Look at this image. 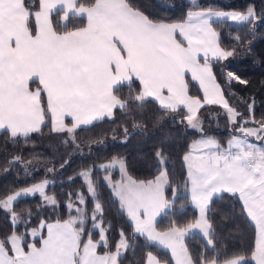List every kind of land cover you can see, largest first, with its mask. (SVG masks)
I'll return each mask as SVG.
<instances>
[{"label":"snow or ice","instance_id":"snow-or-ice-1","mask_svg":"<svg viewBox=\"0 0 264 264\" xmlns=\"http://www.w3.org/2000/svg\"><path fill=\"white\" fill-rule=\"evenodd\" d=\"M57 5L64 11L62 23L72 12L77 16L86 15L87 26L72 31L55 30L50 13ZM33 8L35 4L30 5L26 0H0V130H5L11 138L23 137L26 142L30 134L39 132L46 119H50L53 133L66 134L65 143L68 140L75 143L77 130L113 119L116 108L126 110L128 100L118 97L116 91L124 85L131 88L133 81H138L139 92L128 99L139 105L151 100L165 112H184L179 122H186L201 138L196 141L198 155L183 157L191 200L198 209L194 222L186 226L174 223L163 233L155 229L156 216L171 206L165 197L169 182L166 170L160 171L154 181L147 182H137L126 174L121 180L103 177L118 197L120 208L132 221L134 233L145 235L149 241L170 250L175 264H220L219 257L209 260L203 253L199 259L191 255L185 237L199 230L204 247L215 249L213 224L208 216L211 204L225 194L236 196L241 213L256 230L250 260L264 264V147L248 139L264 143V120L257 122L259 126L255 128L246 127L248 121L236 127L237 117L242 114L225 99L209 59L210 55L217 60L234 55V49L225 50L220 46L213 18L254 22V9L249 7L246 13L214 11L211 7L190 10L184 21L166 23L153 21L126 0H95L89 7L78 5L76 0H39V9L32 11ZM186 73H191L192 80L198 82L202 99L189 95ZM227 79L247 83L231 71L227 72ZM37 82L33 90L30 85ZM207 105L225 109L232 125L230 131L241 134L232 135L227 147H222L204 129L199 112ZM249 112L251 115L253 105H249ZM69 118L71 123L66 124ZM156 156L158 163L166 166L162 150ZM20 159L14 157L13 162ZM116 162L120 163L123 173L124 163L113 158V163ZM110 166L100 167L106 170ZM91 171L85 170L81 175L85 177L88 193L96 197ZM46 184L47 180L0 199V209L8 211L13 224L11 234L0 238V264H118L122 258L120 248L127 247L123 230L119 233L121 239L116 251L99 255L98 246L108 247L105 227L97 218L98 213L102 216V206L95 203L90 217L92 226L87 229L88 239L83 241L89 218L85 209L72 201V194L65 205L69 219L56 223L42 219L39 227L28 234L35 237L39 229L46 228L47 238H42L41 247L30 243L28 250H24L23 234L17 235L15 231L18 213L13 210V202L21 196L39 193L46 205L57 206L55 197L47 196ZM77 198L79 205L86 206L87 200L82 194H77ZM28 216L30 219V212ZM94 232H98V240H93ZM145 264L160 262L149 252ZM222 264H249V261L238 255L225 259Z\"/></svg>","mask_w":264,"mask_h":264},{"label":"trees","instance_id":"trees-1","mask_svg":"<svg viewBox=\"0 0 264 264\" xmlns=\"http://www.w3.org/2000/svg\"><path fill=\"white\" fill-rule=\"evenodd\" d=\"M94 0H76V3L89 5ZM126 2L153 21H179L186 11L197 7L233 8L246 10L252 7L256 14L254 22L231 23L228 20L213 21V27L219 33V44L225 50H233L234 55L226 60L212 59L211 69L226 100L238 113L239 127L245 118L257 121L264 120V0H126ZM28 4H35L38 0H26ZM60 10L51 13V21L55 30L63 32L83 26L85 18L70 14L65 23L59 20ZM34 27V21H33ZM239 37V40L236 38ZM231 71L240 79L247 81L241 84L234 80L229 82L227 72ZM38 83H32L36 88ZM189 91L196 94V86L189 82ZM140 90L137 81H133L131 88L120 86L116 95L127 99L126 110L114 109V118L97 122L91 127H82L75 134V143L67 139L66 134L53 133L50 119H46L41 130L30 134L26 139L11 138L5 130L0 131V199L19 188L47 180L45 192L47 196L55 197L57 206L46 205L40 194L21 196L13 202V210L18 213L15 223L17 235L23 234L22 245L33 241L39 244L40 237L44 235V228L40 236L30 238L29 230L38 227L43 219L51 221H64L69 219V212L65 205L71 199L77 206L85 209L86 231L82 240L88 238L87 229L91 228L90 217L94 211L95 203L102 206V220L106 230L108 247L98 246L97 251H116V244L120 241V231L123 230L127 247L121 253L118 264H145L146 256L151 252L158 260L165 264H173L169 253L148 241L143 235L134 233L132 223L127 214L120 208L119 201L112 189L103 180L104 175L115 180L118 172L115 169H101L99 165L113 158H121L126 173L135 180H148L157 175L162 169L166 170L168 184L165 187L167 199L171 206L166 208L157 218L155 227L159 230L169 228L174 223L183 227L196 218V209L189 203L187 193L188 182L183 157L189 149L190 143L200 135L190 130L187 123H180L179 119L184 112L171 113L159 108L157 103L149 100L139 105L131 99ZM250 100L253 112L244 105ZM46 105V100H45ZM207 135L218 140L220 144L236 133L230 131L226 112L219 105H207L199 112ZM175 117V121L173 120ZM68 122V121H67ZM134 125H136L134 127ZM127 129V133H125ZM162 150L166 166L158 163L156 152ZM19 156V161L13 158ZM67 161V163H66ZM64 165L63 167H61ZM53 169V171H49ZM91 169L90 177L97 190V196H91L87 191L85 177L81 175L85 170ZM71 178V179H70ZM176 194L173 195V190ZM77 194H82L87 204L79 205ZM31 213L29 219L28 213ZM73 211L72 215H75ZM208 216L213 224L212 235L216 247L205 248V241L197 233L185 237L189 253L199 259L203 253L209 260L219 257V261L243 255L248 258L255 244V228L253 224L241 213V205L236 196L224 195L217 197L211 204ZM7 210L0 209V238H4L13 231ZM27 221V223H25ZM93 240L99 239L98 232L93 233Z\"/></svg>","mask_w":264,"mask_h":264},{"label":"rangeland","instance_id":"rangeland-1","mask_svg":"<svg viewBox=\"0 0 264 264\" xmlns=\"http://www.w3.org/2000/svg\"><path fill=\"white\" fill-rule=\"evenodd\" d=\"M192 3H195V2H197V0H190ZM223 1H225V0H223ZM217 8H219V7H217ZM223 9H225V8H223ZM228 10H221V11H226V12H228V11H239V12H242V13H246V11H247V9L246 10H237V9H233V8H227ZM229 22H231V23H235V24H237L236 22H233V21H229ZM193 83V82H192ZM194 84V83H193ZM195 85V84H194ZM196 86V85H195ZM189 87H190V85H189ZM32 89H36V88H32ZM197 89V88H196ZM192 95H193V93H191ZM196 94H198V92L196 93ZM196 94H194V95H196ZM244 105L249 109V105H252V102L250 101V100H245L244 101ZM225 112H226V110L225 109H223ZM244 121H248V123H246L245 124V126L246 127H253V128H255V127H258L259 126V124L257 123V122H260V121H257V120H255V119H253V118H251V117H249V118H245L244 120H242V122L241 123H244ZM232 135H241L240 133H238V132H236V133H234V134H231V136ZM231 136L225 141V143L224 144H221L222 145V147H227V142H228V140L231 138ZM241 138H243L242 136H241ZM249 139V142H252V143H256L258 146H260V147H264V143H262L261 141H257V140H255V138H248ZM190 147V146H189ZM192 149H193V151L192 152H190L189 154L190 155H193V156H195V155H198V152H197V150H196V145H193L192 146ZM116 159H117V161H122V159L121 158H118V157H116ZM184 161V160H183ZM123 162V161H122ZM105 164H107V165H111L110 167H108V169L109 170H112V169H115V170H117V172H118V178H116L115 180H121L122 178H123V176L126 174L127 176H129L127 173H126V170H125V168H124V171H123V173H122V171H121V167H120V163L119 162H116V163H113V159L112 160H110V161H105V162H103V163H101L100 165H99V167L101 166V165H105ZM184 165H185V168H186V179H187V171H188V169H187V167H186V164H185V162H184ZM162 170H164V169H162ZM161 170V171H162ZM160 174V173H159ZM158 174V175H159ZM107 176H109V174H106ZM106 175H104V176H106ZM157 175V176H158ZM156 176V177H157ZM155 177V178H156ZM132 178V177H131ZM155 178L153 179V181L155 180ZM133 179V178H132ZM135 180V179H134ZM42 181H45V180H41V181H38V182H36V183H33V184H31V185H28V186H26V187H22V188H19V189H17L16 191H14V192H12V193H10V194H15L17 191H21L22 189H24V188H27V187H30V186H33V185H35V184H38V183H40V182H42ZM137 182H140V181H137ZM187 182H188V179H187ZM48 183V182H47ZM47 185V184H46ZM45 185V186H46ZM167 186V185H166ZM165 186V187H166ZM189 189H190V185L188 184V189H187V193H188V195H189V203H190V205L193 207V208H195L196 209V212H197V214H196V217L198 216V209L195 207V205L193 204V202H192V200H191V195H190V191H189ZM9 194V195H10ZM34 194H36V193H34ZM39 194V193H38ZM30 195H33V194H30ZM8 196V195H7ZM6 196V197H7ZM27 196V195H26ZM5 197V198H6ZM165 197H166V194H165ZM173 198V195L171 196V199ZM4 199V198H3ZM166 199H167V197H166ZM167 200H169V201H171L170 199H167ZM165 210V209H164ZM163 210V211H164ZM162 211V212H163ZM161 212V213H162ZM160 213V214H161ZM159 214V215H160ZM159 215L158 216H156V218H155V221H154V225H155V222H156V220H157V218L159 217ZM195 220V219H194ZM194 220L192 221V222H194ZM130 222L132 223V221L130 220ZM192 222H190V223H192ZM189 224V223H188ZM187 224V225H188ZM253 224V223H252ZM40 225V224H39ZM132 226H133V223H132ZM186 226V225H185ZM253 226H254V224H253ZM254 228H255V226H254ZM133 229H134V227H133ZM155 229H156V231L157 232H160V233H163V232H166L169 228H167V229H164V230H159V229H157L156 227H155ZM31 230V229H30ZM29 230V231H30ZM192 233H197V234H199L200 236H202L201 235V233H200V231L199 230H193V231H191V232H189V234H192ZM188 234V235H189ZM146 239H147V237L145 236V235H143ZM255 239H256V230H255ZM148 240V239H147ZM149 241V240H148ZM150 242H152V243H154V244H156L157 246H159V247H161V248H163V249H165L162 245H160L159 243H157V242H153V241H150ZM254 247H255V244H254ZM168 253H169V255H170V259L172 260V263L173 264H175V260L173 259V257H172V255H171V252H170V250H168V249H165ZM251 257V256H250ZM231 259V258H230ZM222 262L223 261H221L220 262V264H222Z\"/></svg>","mask_w":264,"mask_h":264},{"label":"crops","instance_id":"crops-1","mask_svg":"<svg viewBox=\"0 0 264 264\" xmlns=\"http://www.w3.org/2000/svg\"><path fill=\"white\" fill-rule=\"evenodd\" d=\"M95 3V0L91 3V4H89V5H84V6H86V7H89V6H91V5H93ZM78 4V3H77ZM78 5H82V4H78ZM207 8H209V7H197V8H191V9H188L187 11H186V14L191 10V11H199V10H205V9H207ZM214 11H221V10H228V9H223V8H213V7H211ZM39 9V0H38V8L36 9V10H38ZM135 10H138V9H136V8H134ZM36 10H33V11H36ZM55 10H60V15H59V20H60V22L62 23V18L64 17V11H63V9H62V7L61 6H59V5H57V7L56 8H54L53 10H52V12H54ZM140 11V10H139ZM51 12V13H52ZM142 12V11H141ZM226 12V11H225ZM228 12H232V11H228ZM51 13H50V20H51ZM70 14H74V13H72V12H70L69 13V15ZM186 14H185V16H184V18L182 19V20H179V21H155V22H166V23H178V22H182V21H184L185 19H186ZM79 16H83L84 18H85V23H84V25L83 26H80V27H86L87 26V18H86V15H79ZM217 20H228L227 18H213V20H212V22L213 21H217ZM229 21V20H228ZM66 22V21H65ZM65 22H63V23H65ZM62 23V24H63ZM75 28H73V29H70V30H66V31H72V30H74ZM215 29V28H214ZM64 32V31H63ZM201 63L203 62V57L201 56ZM209 59H210V61L212 60V59H214V58H212L211 57V55H210V57H209ZM211 67V66H210ZM212 73H213V71H212ZM213 75H214V73H213ZM215 76V75H214ZM186 82L188 83V87H189V82H193L195 85H196V88H197V90H198V94H196V95H192L191 94V92L189 91V95H191V96H194V97H198V98H201L202 99V97H203V92L201 91V89L199 88V84H198V82H195V81H193L192 80V78H191V73H186ZM138 82V81H137ZM216 82L218 83V81L216 80ZM38 83V82H37ZM138 84H139V82H138ZM140 86V85H139ZM33 90H35V89H33ZM226 99V98H225ZM46 100V99H45ZM158 104V103H157ZM68 121V122H67ZM50 123H51V121H50ZM65 123L66 124H70L71 123V120H70V118L69 119H67L66 121H65ZM1 131V130H0ZM210 136V135H209ZM201 137H197V138H195L194 140H192V142L190 143V147H189V149L187 150V152L185 153V154H189L190 152H192L193 151V149H192V146L193 145H196V141L198 140V139H200ZM184 154V155H185ZM160 173V172H159ZM158 173V174H159ZM157 174V175H158ZM157 175H155L153 178H151V179H148V180H136V181H144V182H147V181H149V180H153ZM31 185V184H30ZM28 186V185H27ZM26 187V186H25ZM112 191H113V189H112ZM113 193H114V191H113ZM117 199H118V197H116ZM126 212V211H125ZM127 214V213H126ZM130 220V219H129ZM57 221H51V222H48V223H56ZM60 222H63V221H60ZM39 227V226H38ZM38 227H35V228H38ZM32 229H34V228H32ZM41 230L42 229H39V231H38V234L35 236V237H33V236H31V235H29L30 236V238H37V237H39L40 236V233H41ZM44 230H45V232H44V235L43 236H41L40 237V240H39V244H34L33 243V241H30V242H28V244H34L37 248H39V247H41L42 246V238H47V229L46 228H44ZM88 238H86L84 241H86ZM28 244H27V248H24L23 247V245H22V241H21V246L24 248V250L25 251H27L28 250ZM123 249H124V247H121L120 248V252H122L123 251ZM115 252V251H114ZM97 253L99 254V255H103L104 253H101V252H98L97 251ZM147 256H148V254H147ZM147 256H146V260H147ZM146 262V261H145ZM159 262H160V264H165L164 262H162V261H160L159 260Z\"/></svg>","mask_w":264,"mask_h":264}]
</instances>
